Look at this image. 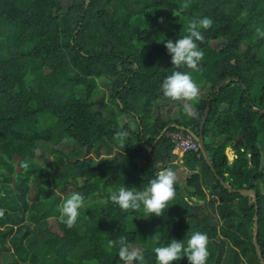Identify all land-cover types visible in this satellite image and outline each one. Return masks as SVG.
<instances>
[{
  "label": "trees",
  "instance_id": "16d2710c",
  "mask_svg": "<svg viewBox=\"0 0 264 264\" xmlns=\"http://www.w3.org/2000/svg\"><path fill=\"white\" fill-rule=\"evenodd\" d=\"M80 1L65 9L62 0H0V264H124L119 244L108 248L121 236L141 250L143 264H156V247L172 239L186 246L195 232L207 234L206 264H261L253 231L257 205L264 257V114L254 108L264 109V38L255 33L264 30V0ZM203 17L213 24L197 41L199 70L174 68L164 43ZM174 71L203 86L194 117L162 94ZM99 81L110 87L117 117L133 123L96 110ZM212 96L204 142L216 173L201 151L185 154L176 171L168 133L181 130L157 139L170 125L198 134ZM121 130L129 133L124 147ZM169 167L176 194L162 216L144 218L143 206L124 212L111 202L119 187L141 191ZM217 175L235 190H255L257 204L230 193ZM73 192L85 199L69 229L58 207Z\"/></svg>",
  "mask_w": 264,
  "mask_h": 264
},
{
  "label": "clouds",
  "instance_id": "9594fccd",
  "mask_svg": "<svg viewBox=\"0 0 264 264\" xmlns=\"http://www.w3.org/2000/svg\"><path fill=\"white\" fill-rule=\"evenodd\" d=\"M188 5L178 7L173 11L174 16H178ZM161 22L163 19L161 18ZM213 24L209 17L193 18L186 29L187 35L180 39L166 40L164 43L168 54L171 57V64L179 69L186 66L193 71L199 70L200 62L204 58V52L199 49L197 41L202 42L204 36L201 29L207 30ZM259 38H264V30L257 27L255 30ZM164 97L171 101L185 102L183 105L184 113L189 117H194L196 113L190 103L199 95V88L189 73L174 71L166 76L160 85ZM128 131L121 130L116 133V139L121 147L125 146L128 138ZM28 169L30 164L24 161L20 165ZM177 182V174L172 168H165L159 171L156 177L149 181V184L141 191L130 190L125 186L119 187L118 191L111 192L110 200L119 208L128 212L129 210L138 211L143 206L144 218L152 215L162 216L169 201L174 199L176 190L174 185ZM111 191V190H110ZM0 196H6V193H0ZM84 197L73 192L58 207L59 221L67 228L71 229L79 216V209L84 205ZM5 209L0 208V218H3ZM119 244L118 257L124 264H134L139 262L143 264L144 255L139 248L131 246L126 237L121 236L119 240H109L108 248L111 249ZM207 234L195 232L187 240V245L182 241L172 239L167 246L156 247L154 249L156 264H173L183 257H187L189 264H206L208 252Z\"/></svg>",
  "mask_w": 264,
  "mask_h": 264
},
{
  "label": "water",
  "instance_id": "95a60500",
  "mask_svg": "<svg viewBox=\"0 0 264 264\" xmlns=\"http://www.w3.org/2000/svg\"><path fill=\"white\" fill-rule=\"evenodd\" d=\"M88 3V1H87ZM232 80V78H227L225 81H223L219 86H217V88L213 91V95L216 94L218 92V90L224 86L225 84H227L228 82H230ZM236 81L239 82V79H236ZM244 89H247L246 86H243ZM213 100V96L209 99V102H208V106L206 108V111H205V114H204V117L202 119V122H201V125H200V131L198 134L194 133L193 131H191L190 129H187L183 126H178V125H170L168 127H166L162 134L160 135V137L157 139V141L167 132L169 131V129L173 128V127H176L182 131H185L189 134H191L194 139L198 142L199 144V147H200V151L205 159V161L207 162V164L212 168L213 172L216 173L215 169H214V166H213V163H212V160L210 158V155L205 147V142H204V128H205V125H206V122H207V118H208V115H209V112H210V105H211V102ZM254 111L255 112H261L262 114H264V109L260 110L258 108H254ZM152 147H147V150L149 152H152ZM229 158H231V155H229ZM217 179L221 182V184L223 185L224 188H226L230 193L232 194H241L245 197H248V198H251L252 201L257 204L258 202V197H257V194L255 192V190L253 189H242V190H235L233 189L228 183H226L219 175H217ZM257 209H258V206L256 205V213H255V216H254V231H253V243H254V246H255V249H256V252H257V255H258V258L261 262V264H264V257H263V254H262V251H261V248L258 244V232H259V219H258V212H257Z\"/></svg>",
  "mask_w": 264,
  "mask_h": 264
},
{
  "label": "rangeland",
  "instance_id": "374dc122",
  "mask_svg": "<svg viewBox=\"0 0 264 264\" xmlns=\"http://www.w3.org/2000/svg\"><path fill=\"white\" fill-rule=\"evenodd\" d=\"M73 1L74 0H62V4H63L64 8L67 9V8L72 6ZM82 1L83 0H81L80 2H82ZM218 45H219V43H218ZM197 86L199 88L198 97L196 99H194L193 101L188 102V103L191 104L194 112H195V109H196V101L200 97L201 92L204 90L203 86H201V85H197ZM110 101H111L110 87L107 84L100 82L99 87H98V89L96 91V94L93 97V103L95 105L96 110L104 112L109 117H112V114L116 115L115 109L111 105ZM184 103L185 102H181L182 106L184 105ZM163 110L164 111H162V114L164 116H167L169 108L165 107ZM178 111H179V108L175 109L172 117H175V115H177ZM125 116L117 117V115H116L115 120H119L122 125L126 124L128 122L127 119H130V118L132 120V123L134 122L132 117H130L128 115H125ZM66 145H70V146L74 147L75 143L73 141H66L63 144V146H66ZM261 147H262V168H264V142L261 143ZM174 154L177 156V159L175 160V163H174V169L175 170H180L181 169L180 159H181V157L183 155V152L178 150V149H176V150H174ZM183 176L184 177L186 176V171L183 173ZM260 188H261V191L264 192V182L260 183ZM184 195H185V193H184ZM90 205H93L92 201H91ZM144 221H146V220H144Z\"/></svg>",
  "mask_w": 264,
  "mask_h": 264
},
{
  "label": "built area",
  "instance_id": "2783aa9c",
  "mask_svg": "<svg viewBox=\"0 0 264 264\" xmlns=\"http://www.w3.org/2000/svg\"><path fill=\"white\" fill-rule=\"evenodd\" d=\"M169 136L175 146L174 150L178 149L182 151L183 156L187 153H199V144L191 134L181 130L180 132H171L169 133Z\"/></svg>",
  "mask_w": 264,
  "mask_h": 264
},
{
  "label": "crops",
  "instance_id": "0c3cea01",
  "mask_svg": "<svg viewBox=\"0 0 264 264\" xmlns=\"http://www.w3.org/2000/svg\"><path fill=\"white\" fill-rule=\"evenodd\" d=\"M202 93L203 92H201V96H203L202 95ZM223 138H221L220 139V143H222L223 142ZM225 153H226V156H227V158L229 159V161H230V163L232 164L233 162H234V160L237 158V155H236V153H235V151H234V147H233V145H229L228 147H227V149H226V151H225ZM229 155H231V158H229ZM182 158H183V155H182V157H181V159H180V162H182ZM176 171H178V170H176ZM187 173H189V171H186V174Z\"/></svg>",
  "mask_w": 264,
  "mask_h": 264
}]
</instances>
